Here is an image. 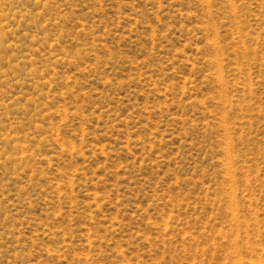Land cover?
<instances>
[{
    "label": "rangeland",
    "instance_id": "1",
    "mask_svg": "<svg viewBox=\"0 0 264 264\" xmlns=\"http://www.w3.org/2000/svg\"><path fill=\"white\" fill-rule=\"evenodd\" d=\"M0 264H264V0H0Z\"/></svg>",
    "mask_w": 264,
    "mask_h": 264
}]
</instances>
